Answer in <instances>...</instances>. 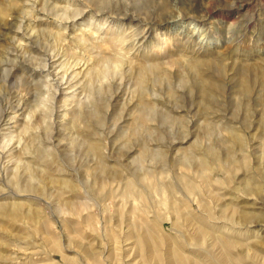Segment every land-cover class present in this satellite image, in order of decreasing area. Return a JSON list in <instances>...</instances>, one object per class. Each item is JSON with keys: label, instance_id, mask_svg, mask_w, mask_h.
<instances>
[{"label": "clouds", "instance_id": "9594fccd", "mask_svg": "<svg viewBox=\"0 0 264 264\" xmlns=\"http://www.w3.org/2000/svg\"><path fill=\"white\" fill-rule=\"evenodd\" d=\"M252 29L264 0H0V264H264Z\"/></svg>", "mask_w": 264, "mask_h": 264}, {"label": "rangeland", "instance_id": "374dc122", "mask_svg": "<svg viewBox=\"0 0 264 264\" xmlns=\"http://www.w3.org/2000/svg\"><path fill=\"white\" fill-rule=\"evenodd\" d=\"M214 15L222 17L224 14L216 12ZM224 18L227 19L228 17ZM213 27H217L215 22H213ZM231 48L232 46L228 45L225 48L220 49V51L227 55L231 51ZM243 49L246 52L253 54L251 59L233 56V65L238 66L241 71H243L242 69H245L246 66H249L248 70L252 73L253 77L257 74L264 77V55H256L257 49H264V31L257 33L255 29L250 30L244 38ZM238 61L239 64L237 65ZM167 227L168 225L165 224L164 228ZM50 249V255L42 261V264H67L65 260V253L56 248L55 245H50ZM68 255H70V253ZM133 264H136V262L133 261Z\"/></svg>", "mask_w": 264, "mask_h": 264}, {"label": "bare ground", "instance_id": "6f19581e", "mask_svg": "<svg viewBox=\"0 0 264 264\" xmlns=\"http://www.w3.org/2000/svg\"><path fill=\"white\" fill-rule=\"evenodd\" d=\"M242 70H244V69H242Z\"/></svg>", "mask_w": 264, "mask_h": 264}]
</instances>
